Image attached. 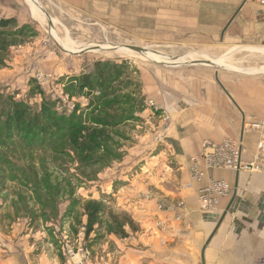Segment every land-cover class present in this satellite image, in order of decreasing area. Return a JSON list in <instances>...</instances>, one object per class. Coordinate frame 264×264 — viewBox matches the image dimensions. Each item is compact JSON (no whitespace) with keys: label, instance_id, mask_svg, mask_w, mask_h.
<instances>
[{"label":"rangeland","instance_id":"374dc122","mask_svg":"<svg viewBox=\"0 0 264 264\" xmlns=\"http://www.w3.org/2000/svg\"><path fill=\"white\" fill-rule=\"evenodd\" d=\"M244 1L256 2L38 0L47 21L42 24L25 0H0V18H14L22 33L19 44L0 52V109L7 111L9 100L20 101L30 116L38 115L45 96L58 116L77 124L66 132L55 124L46 134L14 140L0 134V264H98L125 240L134 246L140 226L133 212L159 185L171 188L182 179L172 160L156 158L196 134L198 111L216 109L230 119L227 104L237 113L226 85L264 82V71H244L264 65L263 54L240 48L264 47V36H252L246 23V16H263V10L248 5L242 10ZM52 29L60 37L67 30L83 49L65 52ZM129 46L171 60L231 56L239 72L214 66L211 59L177 64L115 52ZM96 62L123 71L115 75L105 106L90 112L88 99L64 86L74 76L92 77ZM253 123L245 127L255 130ZM164 174L173 179L166 181ZM93 202L101 212L87 230L84 206ZM186 230L167 241L179 247L189 238ZM250 249L238 256L248 261L234 263L226 261L223 246L209 247L204 264H264ZM194 254L193 264H201V251L195 248Z\"/></svg>","mask_w":264,"mask_h":264},{"label":"crops","instance_id":"0c3cea01","mask_svg":"<svg viewBox=\"0 0 264 264\" xmlns=\"http://www.w3.org/2000/svg\"><path fill=\"white\" fill-rule=\"evenodd\" d=\"M255 1L250 5L244 1L242 10L248 5L247 7L262 9L264 13V0ZM246 19V23L251 25L252 36H264V14L257 17L248 15ZM226 89L236 106L234 107L238 108L237 113L230 110L227 104L230 119L220 115L216 109L215 112L210 108L198 111L196 134L181 142L180 149L174 152L166 149L165 158H156L166 162L172 160L171 165L181 169L182 179L176 184L170 182L171 188L159 185L160 190L147 196L148 201L145 200L142 207L133 212L140 226L137 242L133 244L138 246L143 243L145 246L135 248L128 244L132 242L125 240V245L119 244L116 254L102 256V261L98 264H193L195 248L200 255L205 241L234 194V199L204 249V254L209 247L216 249L223 246L226 261L245 262L248 260L238 256L247 254V246L251 248V254L254 252L259 255L256 261L264 263V166L259 172L248 169L237 172L228 168H210L201 161L197 165L196 177L190 173L191 160L200 153L205 141L216 144L227 139L239 141L242 146L241 158L247 162L255 157L258 141L264 140V125L260 130L245 127L252 122L264 123V82H237L235 86L226 85ZM163 178L166 181L173 179L168 174H164ZM214 182L226 183L228 192L223 195L212 194L215 199L213 207L202 211L199 209V199ZM188 183L191 184L190 188L185 187ZM173 202H177V208L173 207ZM180 229H187L189 234L185 235L189 238L176 247L168 241L172 240L169 239L170 235L174 236Z\"/></svg>","mask_w":264,"mask_h":264},{"label":"trees","instance_id":"16d2710c","mask_svg":"<svg viewBox=\"0 0 264 264\" xmlns=\"http://www.w3.org/2000/svg\"><path fill=\"white\" fill-rule=\"evenodd\" d=\"M16 20L10 18H0V52H5L10 46L19 44L22 33L16 28ZM13 28V30H11ZM95 72L91 77L82 75L80 77H72L70 82L64 88L66 92L72 88H77L82 96L88 99L87 108L90 112L100 107H104L103 100L112 95L114 78L123 71L122 66H112L107 63H95ZM41 93V92H40ZM41 117L44 123L37 121ZM3 119V121H1ZM57 124L59 129L63 131H71L77 125L67 120L63 116H58L54 104L43 96L38 115H29V108L20 101L9 100V108L7 111L0 109V134L4 133L9 139H17L21 137H32L33 135H42L49 132L52 125ZM50 134V133H49ZM85 213H87V230H90L101 212V205L95 202L85 204Z\"/></svg>","mask_w":264,"mask_h":264},{"label":"built area","instance_id":"2783aa9c","mask_svg":"<svg viewBox=\"0 0 264 264\" xmlns=\"http://www.w3.org/2000/svg\"><path fill=\"white\" fill-rule=\"evenodd\" d=\"M264 125L263 122L253 123L251 127L260 130ZM264 140L261 139L256 145V154L251 161H244L241 158L242 146L239 141L227 139L221 143H213L205 141L202 143L201 151L192 158L190 164V172L192 176L197 175V165L203 161L210 168H228L234 171L240 169H248L252 172H259L264 166ZM185 187L190 188L191 184ZM228 192L227 185L224 182H214L210 185L207 192L199 199V209L202 211L210 210L214 205V197L212 194H226Z\"/></svg>","mask_w":264,"mask_h":264},{"label":"bare ground","instance_id":"6f19581e","mask_svg":"<svg viewBox=\"0 0 264 264\" xmlns=\"http://www.w3.org/2000/svg\"><path fill=\"white\" fill-rule=\"evenodd\" d=\"M27 3H28V5H29V7H30V11H31V14H32V16L35 18V19H37L38 21H40L42 24H46V16L41 12V10H40V7H42V6H39L40 5V3L38 2V0H25ZM51 21H52V23L53 24H55L56 23V21H57V19L55 20V19H51ZM50 24V23H49ZM48 25V24H47ZM51 25V24H50ZM54 26V25H53ZM66 29V28H65ZM66 32H65V35L64 36H62V37H60V36H58V34H57V32L55 31V30H51V31H49L50 32V35L60 44V47H61V49H63L65 52H67V53H77V52H80V50H82L83 49V47H81V45L77 42V41H74L70 36H69V34H68V31L67 30H65ZM92 46V45H91ZM93 46H95V45H93ZM86 47V46H85ZM84 47V48H85ZM91 48H93V47H88V49H91ZM103 48H105V47H103ZM103 48H101V50L103 49ZM234 48V47H233ZM241 49H245V48H249L252 52H254L255 54H257V53H261V54H263L264 55V47H245V46H242V47H240ZM112 48H108L107 50H111ZM231 49V48H230ZM230 49H229V51H230ZM233 49H231V51H232ZM90 51V50H89ZM229 51H227V52H229ZM92 52H96V51H94V49H93V51ZM106 52V51H105ZM107 52H109V51H107ZM106 52V53H107ZM114 52V51H113ZM115 52L116 53H118L119 55H127V56H139V55H137V54H141L140 56L141 57H148V55H149V57L148 58H150L151 60L153 59V60H164V61H166V62H168V63H177L178 64V62H180V61H186V60H194V59H196L197 58V56H195V55H193V54H188L187 56L185 55V56H181L180 57V60H171L170 58L169 59H166V58H162V57H160L159 56V52H154V51H150V52H148V53H146V52H144V53H138V52H135L134 50H131V49H129V48H125V47H120V48H118L117 50H115ZM112 53V52H111ZM143 54V55H142ZM144 55H146V56H144ZM229 55H231V54H229ZM228 55V56H229ZM146 57V58H147ZM202 57V56H201ZM232 57L231 56H229V57H227V56H223V57H220V58H216V59H211L210 57H206V56H203L202 58H197V60H199V61H202L203 63L205 62H208V59H211V62H212V65H214V66H222L223 68H226V69H231V70H235V71H238L239 72V70L237 69V64H235L233 61H232V59H231ZM244 71L246 72V73H252V72H263L264 71V65H262L261 66V68H258V69H253V70H249V69H244Z\"/></svg>","mask_w":264,"mask_h":264},{"label":"water","instance_id":"95a60500","mask_svg":"<svg viewBox=\"0 0 264 264\" xmlns=\"http://www.w3.org/2000/svg\"><path fill=\"white\" fill-rule=\"evenodd\" d=\"M129 49L134 50V51H136V52H144L143 48H139V47H136V46H129ZM207 63L210 64L211 62L208 61ZM211 64H212V63H211ZM227 95H228V93H227ZM228 96L230 97V95H228ZM230 98H231V97H230ZM234 196H235V194L232 196V198H231L229 204L227 205L225 211L221 214V216H220V218H219V221L217 222V224H216L214 230L211 232L210 236L207 238V240H206L204 246L202 247V250H201V262H202V263H201V264H204V249H205V247L207 246V244L209 243L211 237L214 235L216 229L218 228V226H219L220 223L222 222L223 218L225 217L226 212L228 211V209H229V207H230V205H231V203H232V201H233V199H234Z\"/></svg>","mask_w":264,"mask_h":264}]
</instances>
